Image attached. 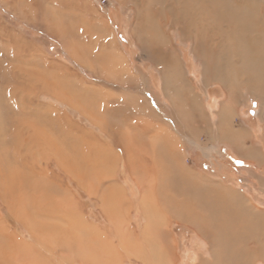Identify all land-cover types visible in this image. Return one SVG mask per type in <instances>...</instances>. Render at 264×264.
<instances>
[{
  "label": "rangeland",
  "instance_id": "rangeland-1",
  "mask_svg": "<svg viewBox=\"0 0 264 264\" xmlns=\"http://www.w3.org/2000/svg\"><path fill=\"white\" fill-rule=\"evenodd\" d=\"M141 1L0 0V128L4 133V137H0V155H3L1 152L7 153V161L10 162L7 166L31 184L26 193L24 189L21 194L18 190H5L2 181L4 183L7 169L1 166L0 219L6 221L10 232H14L30 244L33 250L40 252L41 257L46 258L50 264L85 263L87 259L84 252L88 250L84 249L91 245L96 248V256L90 261L88 259L87 264H92L93 261L100 264L107 262L100 253L101 246L91 243L90 236L79 229L80 223H85L87 227L93 225L102 234L103 240L107 239L102 243L112 242L115 245V231L108 223L102 208V202L107 199V187L110 184L108 182L123 187L125 197L131 204H135L136 199L145 190L142 186V191L141 188L140 192L137 190L138 181L131 179V173L124 164H115L117 166L108 173L109 178L105 176L98 182L88 178H84V181L78 180L77 176L83 173L78 165L80 156L87 151L82 141L92 143L98 139L100 144L108 145L109 151L116 155L120 148L126 146L128 132L124 123L134 119H159L160 122L172 118L173 124L179 128L181 126L180 132L184 134L181 146L185 156L184 163L197 173H205L207 177L214 178L236 191L258 210H264V104H261L264 100L248 95L245 88L239 91L240 79L236 80L234 77V83L231 82L236 93V116H233V123L235 128L241 131V139L246 144L244 146L251 145L255 150L250 152L257 153L259 157H252L251 162L237 157L239 153L234 154L233 149L217 142V138L213 140L207 136L202 126L196 129V133L194 128L189 130L187 126L184 127L183 124L187 121H183V116L177 118L174 113L170 115L168 111L169 116L163 115L166 108L173 109L175 101L172 103L162 95L163 80L161 66L157 64V49H154L152 40L144 39L140 34L136 6L140 7L146 3L142 4ZM190 1L189 4L193 6L200 4V0ZM227 1L232 4L235 2ZM162 2L164 1H158ZM254 2L258 3L261 11L262 17L259 16V20L264 22V0ZM150 9L152 14L153 9L156 10ZM170 26L171 24L164 27L163 23L162 27L167 33L165 36L171 42L174 41L173 58L176 67L180 64L178 71H186V83L194 89L196 106H199L197 107L203 113L201 115H204L201 123L203 125L207 121H215L218 105L226 96L225 90L215 80L206 81L205 84L201 81L202 59L193 57L188 39H182L183 42H180L172 29L169 30ZM116 53L121 57L119 64L124 63L127 66L128 74L115 71L112 56ZM143 92H148V96L151 94L152 98L143 97ZM160 104L165 110L161 114L157 113ZM147 107L149 111L145 114ZM154 111L157 114H154ZM10 115H13L16 123L25 125L24 136H21L20 130L15 136L6 129L7 117ZM93 122L108 126L106 128L109 136L100 131ZM16 127L14 124L12 129ZM37 129L40 135H43L45 140H51V143H46L49 151L42 155L45 157L43 159L32 152V157L38 161L36 166L30 165L29 147L21 139L28 137L27 132L31 133L30 130L33 132ZM9 138L11 140H8ZM2 140L11 142V145L4 146ZM195 142L197 144H194ZM54 152L60 156L62 164L53 157ZM1 164L3 162L0 160ZM26 165L27 167H24ZM30 167L35 170L32 172ZM142 183L140 180L139 184ZM164 185L165 183L162 185L165 188ZM168 196L170 198L167 194V198ZM45 216L47 220L50 219L49 223ZM130 216L134 219L132 225L138 234L144 221L136 210L130 212ZM72 220H76L74 227ZM166 225L172 238L169 245H174V248L171 247V252H174V264H196L195 262L201 260L198 257L208 259L212 264H221V258H226L223 257L225 249L216 250L218 259L217 256L209 258L202 251V244L194 236L189 225L174 222L172 218L166 221ZM25 227L31 228L35 240ZM252 237L251 230L246 234L243 243L239 244L240 264H245L244 257L250 260L251 264H264V237L262 242L257 243ZM67 240L69 242H66ZM2 243H5V239L0 232V246ZM197 247L201 250L199 254H205L196 256L197 260L194 262L193 250ZM74 250L76 252H73ZM119 260L121 264H142L141 260L128 259L122 255ZM15 262L13 264H20L17 260ZM153 263V259H150V264Z\"/></svg>",
  "mask_w": 264,
  "mask_h": 264
},
{
  "label": "bare ground",
  "instance_id": "bare-ground-1",
  "mask_svg": "<svg viewBox=\"0 0 264 264\" xmlns=\"http://www.w3.org/2000/svg\"><path fill=\"white\" fill-rule=\"evenodd\" d=\"M158 1L160 0H142V4L146 2L145 5H141L143 8L136 6V19L140 27V34L144 39L152 40L154 49H157V64L159 67L161 66L163 80L161 86L162 95L170 99L172 103L175 101L173 109L167 110L166 108V111L160 104L157 113L161 114V112L165 111L163 115L169 116L168 111L170 115L174 113V117L183 116V121H187V123L183 124L184 127L187 126L188 129L194 128L193 131H196L202 126L207 136L212 137L213 140L217 138V142H221L228 149H233L232 152L234 154L239 153L237 157L240 156L245 162H251L252 157L255 156L257 158L258 155L250 152V150H255L251 145L244 146L246 144L241 139V131L234 126L233 116H236L234 99L236 93L231 82H233L234 77L236 80L239 78L241 82L239 91L245 88L248 95L250 94V96L264 100V22L259 20V16L262 17V15H260L261 11L257 5L258 3H255L254 0H235L234 4L227 0H200L198 6L197 4L193 6V4H189L190 0H182L181 2L163 0L164 2L162 3H158ZM205 1H211L212 3L205 4ZM150 8L156 9H153V14L149 12ZM163 23L164 27L171 24L169 30L172 29V32L177 35L180 42L182 39H188L191 44L190 50L193 53V57L202 59L201 81L205 84L206 81L215 80L225 90L226 96L218 105L215 121H207L202 125L201 119L204 115H201L202 112L199 110V106H196L194 89L190 84L186 83V71H178L177 68H180V64L176 67L175 58H173L175 56H173L175 47L172 49L174 41L171 42L165 36L167 33L162 27ZM120 58L117 53L112 56L115 63L114 69L117 73L128 74L127 66L124 63L122 65L119 64ZM142 96H148V92H143ZM149 96L152 98L151 94ZM148 111L149 107L145 108V114ZM260 112H262L261 109ZM157 113L155 112L154 114ZM148 119H134V121H131L132 123L130 121L126 124L124 123L126 125L125 130L128 132L127 142L125 141L126 146L124 148L118 150L117 156L109 151L108 145L100 144L98 139L94 142L91 141L92 143L90 141H82L83 147L87 151L80 156L78 165L82 168H79L80 172L83 170V173L79 177L76 174L78 180L84 181V178H88L95 179L98 182V180H103L105 176L109 178L108 173L115 166L124 164L131 173V179L138 181H136L138 183L137 190L140 192V186H142L145 192L141 188V195L139 194L141 197L139 196L136 199L137 202L135 204H131L125 197L123 187L107 181L110 184L107 187V199L102 202V208L108 223L111 224L115 231L113 232L116 235L115 245L112 242L102 243L107 239L103 240L102 234L93 225L87 227L85 223H80L79 229L90 236L89 241L91 243H98L101 246L102 250H100V253L107 261L102 264H121L119 263L121 255L122 257H128V259L141 260L142 264H150V259H153V264H174V252H171V247L173 246L174 248V245H169L172 242L170 241L172 238L166 225V221L172 218L174 222H183L192 228L194 236L202 244V251L209 258L213 259V257L217 256L218 259L219 254L216 253V250L225 249L223 257L226 258H221L223 260L220 261L221 264H240L241 252L239 244L243 243L246 234L252 230V238L255 243L263 240L264 210H258L255 205L242 198L239 193L229 189L220 181L207 177L205 173L201 175L194 169L189 168L184 163L185 156L181 149L184 142V134L182 135L180 132L181 126L179 128V126L173 124L172 118H167L166 121L160 119V122L159 119L158 121L155 119L149 121ZM7 121V130H10L15 136L20 130L21 136H24L23 127L25 125L16 123L13 115L8 116ZM93 123L97 125L100 131L109 136L110 133H108V128H106L108 126H102L98 122ZM14 124L17 127L12 129ZM34 125L38 126L36 123ZM27 126L29 128V125ZM30 132H27L29 136L26 138L22 137L21 141H24L29 147L30 165L34 164L37 166L38 161L32 157V152L34 151L39 156L47 154L49 149L46 143H51V140H45L43 135L41 136L38 132V129L33 130V132L30 130ZM208 132H211V134H208ZM0 137H4L1 128ZM48 138L50 139V137ZM8 140L11 139L9 138ZM2 144L9 147L11 142L2 140ZM194 144H197V142ZM1 153L3 155H0V160L3 164L0 165V168L4 166V169H7V171L4 170L6 172L4 174V183L2 181L5 190L10 192L18 190L20 193L24 189L26 193L30 189L29 186L31 184L22 176L15 174L7 166L10 164L7 161V153ZM205 156H207L206 153ZM53 157L62 164V159L56 152H54ZM40 158L43 159L45 157L42 156ZM66 162L68 161L66 160ZM24 167H27V165ZM61 169L64 173L62 165ZM30 170L33 172L35 169L30 167ZM39 173L41 174V171ZM140 180L143 181L142 185H140L141 183L139 184ZM163 183H165V188L162 186ZM30 193L33 194V192ZM167 194L170 195V198L168 196L169 200ZM167 201L170 202L168 203ZM45 207L48 208L47 206ZM133 210H136L144 221V224L139 228L138 234L132 225L134 219L130 216V212H133ZM38 212L40 211L38 210ZM49 220L46 217L48 223L50 222ZM75 222L76 220H72L73 227ZM6 224V221L1 218L0 232L3 239H5V243L0 246V264H13L16 263V260L20 264H50L46 258L41 257L40 252L33 250L30 244L20 239L14 232H10V227ZM26 229L35 240V234L31 233L32 230L30 231L31 228L28 227ZM66 242L69 241L67 240ZM198 249L199 247L193 250L194 262L197 260L196 256L198 257L202 254H199L201 250ZM84 250H88L84 252V255L86 256V261L88 259L90 261L95 255L96 248L91 245ZM73 252L76 251L74 250ZM198 258L201 260L195 262L196 264L211 263V261L203 257ZM244 259L245 264H251L250 260L245 257ZM86 261L85 263L80 262V264H87ZM94 263L97 262L93 261L92 264Z\"/></svg>",
  "mask_w": 264,
  "mask_h": 264
}]
</instances>
